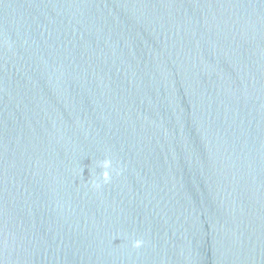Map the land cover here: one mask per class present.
I'll return each mask as SVG.
<instances>
[{"label":"water","instance_id":"water-1","mask_svg":"<svg viewBox=\"0 0 264 264\" xmlns=\"http://www.w3.org/2000/svg\"><path fill=\"white\" fill-rule=\"evenodd\" d=\"M0 264H264V0H0Z\"/></svg>","mask_w":264,"mask_h":264}]
</instances>
